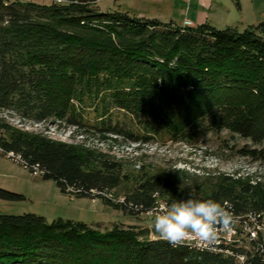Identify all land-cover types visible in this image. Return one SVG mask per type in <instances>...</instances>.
Instances as JSON below:
<instances>
[{
    "label": "trees",
    "instance_id": "16d2710c",
    "mask_svg": "<svg viewBox=\"0 0 264 264\" xmlns=\"http://www.w3.org/2000/svg\"><path fill=\"white\" fill-rule=\"evenodd\" d=\"M98 1L0 0V154L19 158L63 194L104 199L131 215L190 195L229 203L244 221L251 213L264 215V180L240 173L197 177L188 187L181 183L191 179L184 171L145 172L113 204L104 196L130 181L120 161L85 142L55 139L47 129H26L64 126L136 144L152 138L135 134L132 120L150 132H167L175 143L228 132L253 145L239 151L242 158L264 163V23L244 31L183 27L120 10L102 13ZM90 112L96 123L86 119ZM118 113L127 119H113ZM0 199L24 198L0 189ZM150 234L125 225L101 231L83 222L0 214V264L237 263L173 248ZM251 245L250 252L238 251L247 255L246 264H264V253Z\"/></svg>",
    "mask_w": 264,
    "mask_h": 264
},
{
    "label": "rangeland",
    "instance_id": "374dc122",
    "mask_svg": "<svg viewBox=\"0 0 264 264\" xmlns=\"http://www.w3.org/2000/svg\"><path fill=\"white\" fill-rule=\"evenodd\" d=\"M19 1L45 3L44 0ZM226 2L230 4L234 11L236 10L234 13L240 31L264 23L263 1L258 5V9L254 7L252 2L249 3L245 0H242L241 8L236 0H227ZM163 5L166 6L165 4L153 5L149 0H100L96 4L102 13L119 10L130 13L129 10L139 9L147 11L148 15H151L149 19L156 18L161 23L170 24L172 23V10L168 6L164 8ZM255 10L258 11L255 12ZM176 15L180 19L183 14L176 11ZM215 27L219 30L225 29L219 25ZM116 116L114 115L112 118L120 122L127 119L121 113ZM95 117L96 115L93 112L86 115V119L92 124L96 123ZM7 118L9 119V116ZM129 118L128 116V120L131 121ZM13 122L17 125L19 123L16 120H13ZM132 125L135 134L141 137L150 136L152 140L147 144L131 143L121 137H110L112 139L103 141L98 137H94L91 133L87 137L86 134H77L75 129L64 126L58 128L55 125H26L25 127L27 130L37 132L47 129L51 137L64 142H85L87 145L96 147L120 161L124 175L128 176L130 181L112 192V194L104 196L111 200L113 204L123 201L125 195L133 189L135 178L145 172L150 174L168 172L175 175L178 170L184 171L189 174L191 179H180L182 185L188 187L194 186V182H197L198 178H208L219 174L236 175L240 173L242 176H254L264 180V163L252 162L239 155L242 148L245 146L253 147V145L228 132L209 133L193 144H186L173 142L167 132H150L137 124L136 121L132 120ZM116 138L117 142L115 141ZM0 189L21 195L24 198L17 201L0 199V214H34L44 217L48 222L58 219L83 222L101 231L111 229L114 225H125L149 230L151 239L158 238V234L155 233L152 227L156 214L149 216L145 214L131 215L109 206L104 199L96 197L79 199L63 194L55 182L43 180L40 175L30 173L18 161L2 154H0ZM163 203V201L159 202L160 205ZM238 250L244 253L253 250L252 245L245 236L242 237Z\"/></svg>",
    "mask_w": 264,
    "mask_h": 264
},
{
    "label": "clouds",
    "instance_id": "9594fccd",
    "mask_svg": "<svg viewBox=\"0 0 264 264\" xmlns=\"http://www.w3.org/2000/svg\"><path fill=\"white\" fill-rule=\"evenodd\" d=\"M234 223L232 212L220 202L190 195L171 204H161L152 227L160 240L177 248L184 246L190 235L209 244L217 238L220 230H228Z\"/></svg>",
    "mask_w": 264,
    "mask_h": 264
},
{
    "label": "crops",
    "instance_id": "0c3cea01",
    "mask_svg": "<svg viewBox=\"0 0 264 264\" xmlns=\"http://www.w3.org/2000/svg\"><path fill=\"white\" fill-rule=\"evenodd\" d=\"M153 5L160 6L165 4L172 10V23L179 26H184L185 22H190V27H198L201 25H211L227 27H236L239 29L236 14L234 9L228 4L227 0H149ZM235 1V0H234ZM249 3L252 2L256 9L259 8V4L264 0H245ZM238 6L241 8L242 0H236ZM164 6V5H163ZM164 6V8L166 7ZM176 11L181 12L183 15L179 19L176 15ZM258 10H255V12ZM129 12L137 17L149 19L151 15H148L144 10H129ZM155 18V17H151ZM156 19V18H155ZM243 24V23H242ZM216 28V27H215ZM217 29V28H216Z\"/></svg>",
    "mask_w": 264,
    "mask_h": 264
},
{
    "label": "built area",
    "instance_id": "2783aa9c",
    "mask_svg": "<svg viewBox=\"0 0 264 264\" xmlns=\"http://www.w3.org/2000/svg\"><path fill=\"white\" fill-rule=\"evenodd\" d=\"M190 22H185L183 27H190ZM11 158V157H9ZM19 162V158L13 159ZM20 163V162H19ZM226 209H231V204L227 203ZM145 215L156 214V210H150ZM248 240L250 244L255 243L258 250L264 253V215L251 213L246 217L245 223H234L228 230H220L217 238L205 244L198 240L197 237L190 235L187 239L185 247L205 248L206 253L215 254L224 258H235L238 264L247 263V255L239 253L238 248L242 242V237Z\"/></svg>",
    "mask_w": 264,
    "mask_h": 264
},
{
    "label": "bare ground",
    "instance_id": "6f19581e",
    "mask_svg": "<svg viewBox=\"0 0 264 264\" xmlns=\"http://www.w3.org/2000/svg\"><path fill=\"white\" fill-rule=\"evenodd\" d=\"M165 204V203H163ZM160 205H157L155 208H153V210H157L159 208ZM227 207V206H226ZM235 222H241V223H245V221L241 218H235ZM191 248H194V247H191ZM198 250H201V251H206L205 248H198Z\"/></svg>",
    "mask_w": 264,
    "mask_h": 264
}]
</instances>
